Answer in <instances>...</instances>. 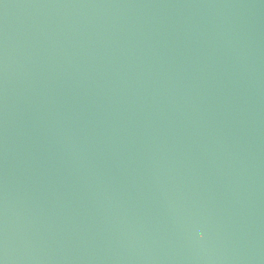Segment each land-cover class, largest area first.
<instances>
[{
    "label": "water",
    "instance_id": "obj_1",
    "mask_svg": "<svg viewBox=\"0 0 264 264\" xmlns=\"http://www.w3.org/2000/svg\"><path fill=\"white\" fill-rule=\"evenodd\" d=\"M0 264H264V0H0Z\"/></svg>",
    "mask_w": 264,
    "mask_h": 264
}]
</instances>
